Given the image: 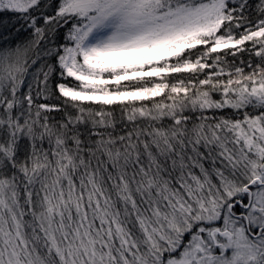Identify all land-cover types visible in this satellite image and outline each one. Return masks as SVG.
I'll list each match as a JSON object with an SVG mask.
<instances>
[{
	"label": "snow or ice",
	"instance_id": "obj_1",
	"mask_svg": "<svg viewBox=\"0 0 264 264\" xmlns=\"http://www.w3.org/2000/svg\"><path fill=\"white\" fill-rule=\"evenodd\" d=\"M0 264H264V0H0Z\"/></svg>",
	"mask_w": 264,
	"mask_h": 264
}]
</instances>
